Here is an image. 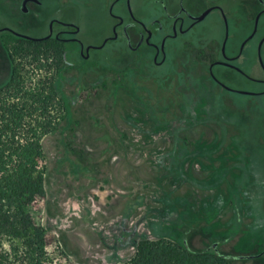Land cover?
<instances>
[{
    "label": "rangeland",
    "instance_id": "obj_1",
    "mask_svg": "<svg viewBox=\"0 0 264 264\" xmlns=\"http://www.w3.org/2000/svg\"><path fill=\"white\" fill-rule=\"evenodd\" d=\"M80 2L85 4L81 5L84 16L79 19L81 37L90 41L107 34L111 25L100 0ZM222 4L237 11L227 19L226 47L235 51L252 27L254 6L245 7L230 0H222ZM130 8L135 15L145 17L153 13L154 7L147 8L139 0H133ZM138 19L148 25L152 18ZM260 21L264 23V15ZM222 37L221 20L209 18L185 35L167 40L168 59L161 67L146 62L149 56L146 48L138 54L129 53L125 40L120 37L114 45L109 43L102 50L91 52L99 60L80 66L84 71L78 82L81 92L70 116L57 102L47 103V109L38 111L37 108L32 115H24L23 126L17 134L20 143L26 144L32 133L41 135L43 157L35 162L42 171L45 196L31 205L29 214L32 222L45 231L50 259L58 264H80L76 257L65 252L58 231L51 225V207L57 202L63 204L68 198L84 202L90 199L94 207L111 212L127 200L134 201L138 197L149 200L152 195L163 194L167 178L161 179L163 173L158 170L153 155L173 147L172 139L164 135L162 128L181 116L179 107L183 100L189 105L195 104L197 111L204 112L203 116L209 121L196 124L180 138L189 142H225L228 146L222 157L238 159L252 169L242 175L228 171L221 175L226 176L221 185L224 200L229 194L235 195L224 205L223 197L217 202L220 212L214 215V220L225 224L226 228L232 211L237 213L236 218L248 211L253 217L250 232H264V95L228 93L196 75L201 68L198 53L213 48L212 41L221 42ZM254 44V40L250 41L244 48L247 58L242 59L240 65L255 77L260 72ZM261 57L264 63V46ZM24 59L16 62L26 76H31L36 69L38 80H42L46 67L52 71L44 61L35 65ZM26 78L27 82L36 83L35 78ZM179 83L193 88L194 96L185 98L180 92L176 95L172 87ZM26 86L30 87L29 83ZM244 86L247 89L258 87L249 82ZM70 89L68 86L66 91ZM213 127L217 132L215 136ZM186 147L191 149L190 144ZM200 161L191 166L196 179L208 175L210 169L207 161ZM230 165L227 161V167ZM216 177L214 185L218 181ZM193 182H182L172 195L191 196L197 202L201 197H206L207 202L214 201V190L201 191ZM157 184H161L162 189ZM148 204L152 205L149 201ZM245 221L249 222L247 217ZM225 232L226 229H221L220 235ZM70 237L83 251L87 249L82 234L74 231ZM188 243L191 246V242Z\"/></svg>",
    "mask_w": 264,
    "mask_h": 264
},
{
    "label": "flooded vegetation",
    "instance_id": "obj_2",
    "mask_svg": "<svg viewBox=\"0 0 264 264\" xmlns=\"http://www.w3.org/2000/svg\"><path fill=\"white\" fill-rule=\"evenodd\" d=\"M139 1L144 7H154L153 10L150 9L153 13L145 17L135 15L130 8L133 0H100L106 12L105 18L110 21V31L98 39L95 38L96 40L88 41L81 37L82 29L79 19L84 15L81 13L83 2L80 0H0V85H4L7 79L16 73L19 65L16 61L21 62L24 59L23 55H31V59L36 61L31 64L35 65L39 55L43 59L47 56L48 65L52 68V71L47 74L48 79H53L52 72L55 68L53 53L56 47L62 46L65 84L66 88L71 86L67 94L74 96V101H78L81 92L78 82L84 74L80 66L88 61L100 59L97 55H91L92 51L102 50L109 43L114 45L121 37L125 40L129 53L138 54L146 48L149 50L146 62L150 66L161 67L168 59L167 40L185 35L209 18H218L223 24V37L221 42L212 41L213 48L198 53L201 68L196 75L228 93L252 97L264 95V68L258 60V47L260 46L261 55L264 46V23L260 21L264 15V0H230L231 3H238L245 7L253 5L255 13H253L250 31L240 41L235 51L227 50L226 47L227 19L236 15L237 11L234 7H225L222 0ZM156 6H159V9H156ZM138 18L152 19L146 25ZM256 18L258 21L255 29ZM137 26L139 29H136ZM253 40L255 41V59L258 63L256 66L260 72L257 74L258 77L252 76L240 65V61L247 58L244 48ZM242 44H244L243 48H241ZM24 60L29 61V58ZM215 68L219 69L215 70ZM38 77L39 74L34 69L31 78H35L37 83ZM41 77L44 78V76ZM245 82L256 84L258 87L247 89L244 86ZM67 83H69L68 86ZM174 86L176 90L180 89V83ZM195 127V125L190 126L186 130H193ZM211 129L213 135L217 133L214 130L215 127ZM218 142L190 145L191 148L206 147L209 151L206 153L210 168L208 178L214 181L217 176L216 178L224 183L226 176L221 175L225 171L240 175L252 171L251 167L238 159L235 161L233 158L224 159L222 154L228 144ZM184 145L187 146V144ZM227 161L231 164L228 167ZM128 202L132 201L127 200L121 207L106 212L94 207L90 199L84 202L68 198L63 204L57 202L51 207L50 222L58 231L63 248H67L77 260L84 264H110L113 254L125 258L135 252L134 247L130 245L134 237L137 242L143 234L149 239L152 238L147 228L148 219L137 223V218L140 217L145 206L136 211L139 214L135 218L130 217V222L123 221L122 217ZM200 211L204 209L196 208L195 210L197 214ZM207 211L206 216L200 213L196 216L194 229L189 234L192 248L210 250L228 264H264V232H250V227H253L251 224L253 217L250 212L247 211L236 218L237 213L232 211L225 228V224L214 220V215L220 212L218 208H208ZM246 217L249 220L248 223L245 221ZM221 229H226L225 234L220 235ZM74 231L82 234L86 239L85 251L71 239L70 234ZM184 243L187 244V240H184ZM125 244L127 246L122 248Z\"/></svg>",
    "mask_w": 264,
    "mask_h": 264
},
{
    "label": "trees",
    "instance_id": "obj_3",
    "mask_svg": "<svg viewBox=\"0 0 264 264\" xmlns=\"http://www.w3.org/2000/svg\"><path fill=\"white\" fill-rule=\"evenodd\" d=\"M61 51L62 46L56 47L53 53V79H48L50 70L46 67L44 78L39 79L36 84H31L26 81V77L31 79V76H26L18 65L16 73L12 74L4 85H0V264H58L48 256L44 229L35 225L29 214L31 205L45 196L42 171L35 162L43 157L41 135L32 133L31 138L23 145L20 143L18 129L23 126L25 114L32 115L37 108L38 111L47 109V103L57 102L66 115H71L75 97L69 96L66 91ZM25 57L29 58L30 63L36 62L31 59V55ZM40 61L48 63L47 56L43 59L39 55L36 65ZM28 83L30 87L26 86ZM172 89L176 93H182L185 98L192 97L195 93L193 88L181 83L179 90H176L175 86ZM185 101L183 100L179 107L181 116L162 128L164 135L172 139L173 147L161 149L153 155L158 170L163 173L160 175L161 179L167 178L166 190L163 189L162 195L156 192L157 195H152L149 200L138 197L131 203L128 202L122 217L123 221L128 223L130 217L135 218L139 214L136 211L145 206L137 218V223L148 219L147 228L152 238L149 239L143 234L137 242L134 237L130 245L134 247L135 252L125 258L113 254L110 264H228L212 251L195 249L188 243L196 216L199 213L206 216L208 208L218 206L217 202L224 196L221 188L224 183L218 178L217 184L214 185L208 175L199 179L193 176L191 166L194 163L200 164V160L208 163L209 157L206 153L209 151L206 147L188 149L184 144L189 146L203 142H189L181 139L180 135L187 132L186 128L206 123L209 119L203 116L204 112L197 111L195 104L189 105ZM43 104H46V107H43ZM185 181H194V185L201 191L214 190V201L211 199V202H207L206 197H201L197 202L191 196L172 195ZM158 186L162 189L161 184ZM233 195L235 194H229L225 200L223 197V205L231 200ZM148 201L152 203L151 206L147 205ZM196 208H203L204 211L197 214ZM184 240H187V244ZM126 246L125 244L122 248ZM64 250L71 254L67 248ZM78 262L84 264L80 260Z\"/></svg>",
    "mask_w": 264,
    "mask_h": 264
},
{
    "label": "water",
    "instance_id": "obj_4",
    "mask_svg": "<svg viewBox=\"0 0 264 264\" xmlns=\"http://www.w3.org/2000/svg\"><path fill=\"white\" fill-rule=\"evenodd\" d=\"M257 21H258V18L255 19V29H256ZM255 29H254V31H255ZM251 37L252 36H250V38ZM224 44H225V42H224ZM243 46H244V44H242L241 48H243ZM258 60H259L260 65L264 68V65H263V62H262V59H261V55H260V46L258 47ZM243 93L247 94V92H243Z\"/></svg>",
    "mask_w": 264,
    "mask_h": 264
}]
</instances>
